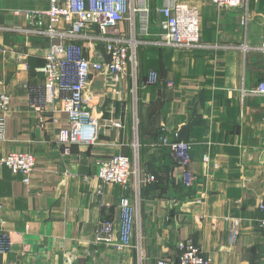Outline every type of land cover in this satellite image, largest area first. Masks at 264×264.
Instances as JSON below:
<instances>
[{
    "label": "crops",
    "instance_id": "obj_1",
    "mask_svg": "<svg viewBox=\"0 0 264 264\" xmlns=\"http://www.w3.org/2000/svg\"><path fill=\"white\" fill-rule=\"evenodd\" d=\"M172 1L148 0L147 33L135 32L143 39L136 50V93L126 77L122 92L111 96L103 76H92L83 99L101 113L96 143L72 144L63 155L54 132L67 127V115L45 105L38 70L49 39L17 30L30 27L25 10H46L48 0H0V88L10 97L0 158L11 151L36 158L29 184L0 163V241L6 244L8 235L11 241L0 264H136L139 236L143 264L158 258L176 264V243L188 239L212 264H264V226L258 222L264 217V97L239 96L242 85L264 80V53L236 47L244 39L264 40V0H249L246 28L239 8L178 0L198 7L201 39L217 46L182 51L149 43L162 32L156 9ZM119 28L127 32L128 23ZM150 70L160 80L147 85ZM116 120L120 127L113 126ZM161 126L177 128L192 145L188 168L195 179L189 186L171 154L152 145ZM135 141L139 167L156 179L141 187L132 245H95L91 237L102 220L118 218L121 195L134 197L132 180L127 191L101 183L96 161L121 153L134 164ZM230 218L240 220L234 244L227 235Z\"/></svg>",
    "mask_w": 264,
    "mask_h": 264
},
{
    "label": "built area",
    "instance_id": "obj_2",
    "mask_svg": "<svg viewBox=\"0 0 264 264\" xmlns=\"http://www.w3.org/2000/svg\"><path fill=\"white\" fill-rule=\"evenodd\" d=\"M214 5L225 9L241 10V25L246 28L249 21V0H211ZM46 10H25L23 15L29 22L26 29H17L25 33L39 34L49 39L45 50V62L38 68L44 77V103L67 115V127H58L54 132L56 144L63 155L70 154L72 144L94 145L101 113L84 102V92L92 76L102 75L104 91L111 96L119 95L121 83L127 77L131 81L133 93L137 91L138 57L137 46L142 40L135 32L147 33L150 24V6L148 0H48ZM161 20V33L149 43L173 50H200L217 48L206 44L201 39L200 12L196 5L174 0L165 7L156 9ZM44 20L46 24L43 27ZM128 23V31L119 28ZM80 40L81 43L77 41ZM237 49L244 54L254 50L264 53V40L249 44L244 39ZM3 51L0 48V51ZM160 80L155 70H150L146 84ZM172 82H167L170 85ZM1 85V80H0ZM239 96L258 95L264 97V80L252 87H240ZM10 97L0 88V138L4 133L5 118L9 112ZM135 126L138 123L134 115ZM113 126L120 127L118 120ZM178 129L159 128L158 137L152 142L153 147L162 148L171 154L183 172L181 181L189 186L195 179L188 164L191 159L192 145L179 137ZM133 159L121 153L106 156L96 161V177L101 183L114 184L128 190L130 182L134 187V197L124 193L119 204V216L116 220L104 218L92 235L95 245L108 244L117 249L132 245L134 228L139 224L140 190L143 185L153 183L154 174L144 172L138 165V144H133ZM206 159V157H204ZM13 175H19L24 184H29L36 158L32 153L11 151L0 158ZM99 191V189H98ZM264 211V202L259 204ZM228 241L234 244L239 231V218H230ZM259 226H264V217L259 219ZM8 233L3 231L2 236ZM0 241V253L7 251L11 241ZM142 237L135 243L136 264H143L144 254ZM178 259L176 264H212L209 255H203L200 248L191 239L176 243ZM70 258L67 259V262ZM155 264H170L165 258H158Z\"/></svg>",
    "mask_w": 264,
    "mask_h": 264
}]
</instances>
